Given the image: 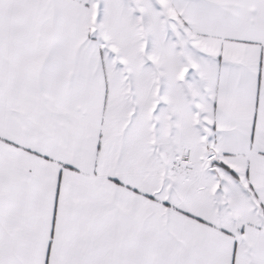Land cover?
I'll return each instance as SVG.
<instances>
[{"label": "snow or ice", "instance_id": "6c2138e0", "mask_svg": "<svg viewBox=\"0 0 264 264\" xmlns=\"http://www.w3.org/2000/svg\"><path fill=\"white\" fill-rule=\"evenodd\" d=\"M0 264H264V0H0Z\"/></svg>", "mask_w": 264, "mask_h": 264}]
</instances>
